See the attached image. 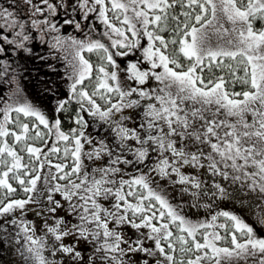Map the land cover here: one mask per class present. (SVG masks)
<instances>
[{"label": "snow or ice", "instance_id": "6c2138e0", "mask_svg": "<svg viewBox=\"0 0 264 264\" xmlns=\"http://www.w3.org/2000/svg\"><path fill=\"white\" fill-rule=\"evenodd\" d=\"M0 264H264V0H0Z\"/></svg>", "mask_w": 264, "mask_h": 264}, {"label": "trees", "instance_id": "16d2710c", "mask_svg": "<svg viewBox=\"0 0 264 264\" xmlns=\"http://www.w3.org/2000/svg\"><path fill=\"white\" fill-rule=\"evenodd\" d=\"M237 90H240L239 88H237Z\"/></svg>", "mask_w": 264, "mask_h": 264}, {"label": "rangeland", "instance_id": "374dc122", "mask_svg": "<svg viewBox=\"0 0 264 264\" xmlns=\"http://www.w3.org/2000/svg\"><path fill=\"white\" fill-rule=\"evenodd\" d=\"M249 222H251V221H249Z\"/></svg>", "mask_w": 264, "mask_h": 264}]
</instances>
